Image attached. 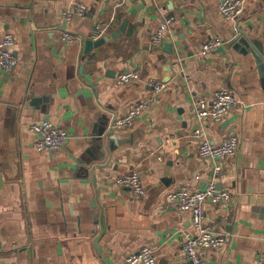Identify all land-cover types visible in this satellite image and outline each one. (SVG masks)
<instances>
[{
  "label": "crops",
  "instance_id": "1",
  "mask_svg": "<svg viewBox=\"0 0 264 264\" xmlns=\"http://www.w3.org/2000/svg\"><path fill=\"white\" fill-rule=\"evenodd\" d=\"M222 1L0 0V41L13 36L18 60L0 66V264H124L143 247L155 264H183L191 214L167 195L213 180L229 197L203 205L205 224L230 241L205 252L204 264H264V0H244L236 21L220 15ZM75 4L86 14L66 22L62 12ZM169 17L155 48L150 37ZM124 22L116 39L85 52L97 24L107 36ZM210 39L223 45L201 54ZM130 69L138 80L116 85ZM155 83L165 85L158 95ZM218 91L238 104L202 130L214 144L236 135L239 147L211 161L190 137L199 125L193 103ZM143 100L130 128L112 130ZM41 120L67 132L63 149L35 148L31 126ZM133 169L141 197L115 183Z\"/></svg>",
  "mask_w": 264,
  "mask_h": 264
},
{
  "label": "built area",
  "instance_id": "2",
  "mask_svg": "<svg viewBox=\"0 0 264 264\" xmlns=\"http://www.w3.org/2000/svg\"><path fill=\"white\" fill-rule=\"evenodd\" d=\"M244 0H223L218 7L222 17L229 21H236L242 14ZM86 14V7L83 4H75L62 12V18L69 22L73 15L83 17ZM173 17L166 18L161 27L151 35V45L159 47L166 33L173 23ZM106 32V26L97 24L91 34V39L97 40ZM63 40L71 41L72 36L64 34ZM223 45L220 39H210L201 46L200 53L207 54ZM15 40L13 36L6 33L0 41V66L4 70L13 69L18 60L13 54ZM138 80V71L130 69L118 73L114 79L115 84L120 86ZM154 94H160L164 89L163 83L153 85ZM238 101L229 91H218L214 94L211 103L204 100H196L193 103V110L199 125L191 132V138L197 141V153L202 159L211 161L232 157L237 153L239 140L236 135L224 138L219 144L212 143L204 131L201 124L204 120L210 119L213 122H222L229 113V110L236 106ZM148 107V101L143 100L132 103L128 106L126 113L121 117H116L111 123L112 130L120 131L130 128L141 113ZM31 131L35 136V148L38 151H60L69 139V135L64 130L58 128L49 120H41L31 126ZM220 166H214V179L220 174ZM120 188H126L136 196L145 194L139 174L132 170L126 175L118 177L115 181ZM229 197V192L218 190L214 180L209 182L203 189L190 191L187 187H182L167 195L170 201H177V209L180 212L191 214V224L194 233L184 234L183 251L187 260L183 264H204L202 256L207 251H221L229 243V235L211 231L205 224L203 205L210 200L213 203L225 201ZM1 248V246H0ZM264 258V255H263ZM124 264H155L152 249L143 247L137 253L128 256Z\"/></svg>",
  "mask_w": 264,
  "mask_h": 264
},
{
  "label": "water",
  "instance_id": "3",
  "mask_svg": "<svg viewBox=\"0 0 264 264\" xmlns=\"http://www.w3.org/2000/svg\"><path fill=\"white\" fill-rule=\"evenodd\" d=\"M124 25H126V22H124V24L119 28V31L112 32L110 35L103 36L97 40H92V39L85 40V42H84L85 52L88 53L92 48H98L99 46H101L105 42H109L111 40V38L116 39L119 36L120 31L123 32ZM238 39L239 38H236L235 41H237ZM220 51H222V48H220Z\"/></svg>",
  "mask_w": 264,
  "mask_h": 264
}]
</instances>
